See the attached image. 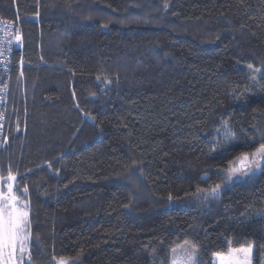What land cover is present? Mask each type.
I'll list each match as a JSON object with an SVG mask.
<instances>
[{
	"label": "trees",
	"instance_id": "1",
	"mask_svg": "<svg viewBox=\"0 0 264 264\" xmlns=\"http://www.w3.org/2000/svg\"><path fill=\"white\" fill-rule=\"evenodd\" d=\"M0 17L21 35L0 176L29 205L24 264H170L185 241L198 264L249 245L262 264L264 162L221 170L264 142V0H0ZM225 120L237 139L217 144Z\"/></svg>",
	"mask_w": 264,
	"mask_h": 264
},
{
	"label": "snow or ice",
	"instance_id": "2",
	"mask_svg": "<svg viewBox=\"0 0 264 264\" xmlns=\"http://www.w3.org/2000/svg\"><path fill=\"white\" fill-rule=\"evenodd\" d=\"M165 8L168 7L165 2ZM16 41L21 40L19 30L15 37ZM248 69L254 73H260L261 69L254 68L252 64H248ZM256 76L250 77L252 80H256ZM102 77L97 76V80H101ZM106 83H111L106 77L103 78ZM222 130L217 129V134L220 139L216 141L217 144L223 142L225 144L235 141L237 139V133L234 130L230 121H223ZM264 140V136L261 137ZM7 141V137H4ZM252 141L249 140V143ZM214 147L212 151H216ZM222 155L226 153H221ZM262 162H264V142L260 143L251 152H243L236 156L234 159L229 160L224 169L221 170V175L224 176L223 183L234 182L241 178H246L261 168ZM4 177L0 176V185H3ZM7 183L5 191L0 186V264H24L23 257L26 253L30 255L28 248L30 241V220H29V205L27 202H21L16 195V180L17 174L13 173L9 169L7 177ZM203 179H210L207 175ZM223 190L222 183H215L209 185L206 188L197 187L193 195L197 200L201 202H208L215 200L219 197ZM28 193V188L23 189V195ZM171 200V194L169 195ZM252 250V246L241 247L239 249H229L227 253H214V264H233L235 255L239 253L244 254V259L239 264H247L248 255ZM171 252V264H197L198 248L194 243L185 241L184 244L177 245L170 249ZM154 255V250L153 253ZM55 264H72V262L65 258H53Z\"/></svg>",
	"mask_w": 264,
	"mask_h": 264
},
{
	"label": "built area",
	"instance_id": "3",
	"mask_svg": "<svg viewBox=\"0 0 264 264\" xmlns=\"http://www.w3.org/2000/svg\"><path fill=\"white\" fill-rule=\"evenodd\" d=\"M17 28L14 22L0 17V145L5 126V108L7 103V78L10 71L12 51L20 48L16 43Z\"/></svg>",
	"mask_w": 264,
	"mask_h": 264
},
{
	"label": "rangeland",
	"instance_id": "4",
	"mask_svg": "<svg viewBox=\"0 0 264 264\" xmlns=\"http://www.w3.org/2000/svg\"><path fill=\"white\" fill-rule=\"evenodd\" d=\"M258 171H259V169L256 170V171L254 172V174L257 173ZM254 174H251L250 176H252V175H254ZM250 176H248V177H250ZM248 177H246V178H248ZM241 179H244V178H241ZM7 183H9V181H7V179L5 178V179H4V182H3V185H0V186H2V187L4 188L5 191L7 190V188H6ZM19 199H20L21 202H25L23 199H21V198H19ZM251 246H252V245H251ZM241 247H248V246L230 247L229 249H233V250H235V249H239V248H241ZM229 249H228V250H229ZM227 252H228V251H227ZM227 252H226V253H227ZM23 258H26V254L24 255ZM243 259H244V254H243V253L236 254V255H235V259L233 260V264H239V262L242 261ZM71 262H72V261H71ZM213 262H214V257H213ZM72 263H73V262H72ZM253 263H254V247L252 246V250H251V252H250L249 255H248L247 264H253ZM170 264H171V262H170ZM197 264H198V257H197ZM262 264H264V256L262 257Z\"/></svg>",
	"mask_w": 264,
	"mask_h": 264
},
{
	"label": "water",
	"instance_id": "5",
	"mask_svg": "<svg viewBox=\"0 0 264 264\" xmlns=\"http://www.w3.org/2000/svg\"><path fill=\"white\" fill-rule=\"evenodd\" d=\"M16 41V40H15ZM20 41H16V43H19Z\"/></svg>",
	"mask_w": 264,
	"mask_h": 264
}]
</instances>
